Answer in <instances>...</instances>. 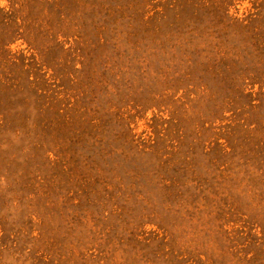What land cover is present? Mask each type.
<instances>
[{"label": "rangeland", "instance_id": "rangeland-1", "mask_svg": "<svg viewBox=\"0 0 264 264\" xmlns=\"http://www.w3.org/2000/svg\"><path fill=\"white\" fill-rule=\"evenodd\" d=\"M0 264H264V0H0Z\"/></svg>", "mask_w": 264, "mask_h": 264}]
</instances>
